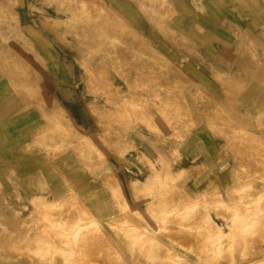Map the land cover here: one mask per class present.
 <instances>
[{
	"label": "crops",
	"instance_id": "obj_1",
	"mask_svg": "<svg viewBox=\"0 0 264 264\" xmlns=\"http://www.w3.org/2000/svg\"><path fill=\"white\" fill-rule=\"evenodd\" d=\"M231 28L245 38L264 39V0H0V232L6 231L0 254L2 249L19 254L3 253L0 264H150L140 250L129 251L120 243L127 240L128 219L142 233L195 260L194 253L159 235L164 226L150 217V207L169 205L177 192L188 202L198 199L211 184L226 205L236 195L256 194L233 191L227 175L213 174L217 165L209 132L196 131L197 142L179 146L177 165L189 170L198 156L208 172L183 177L177 192L161 197L168 198L165 204L156 196L139 195L129 183L147 181L150 170L142 156L153 163L166 161L175 148L169 141L174 133L157 106L160 98L183 99L191 115L195 88L214 102L229 104L227 88L244 87L236 102H264V46L241 47ZM245 55L263 58L253 63ZM160 71L163 78L154 74ZM137 85L155 99L147 104L133 100ZM107 90L118 103L127 99V109L139 111H117ZM55 100L63 115L55 114ZM116 112L126 120L120 127L114 124ZM116 129L125 134L124 143L135 146L123 160L102 143L101 136L115 140ZM75 131L104 153L102 165L81 163L69 145L68 135ZM132 162L137 166H128ZM108 171L119 179L121 193L107 185ZM126 209L129 214L123 213ZM211 217L217 227L212 234L229 232ZM94 221L100 236L92 232ZM116 225L123 230L120 236Z\"/></svg>",
	"mask_w": 264,
	"mask_h": 264
},
{
	"label": "rangeland",
	"instance_id": "obj_2",
	"mask_svg": "<svg viewBox=\"0 0 264 264\" xmlns=\"http://www.w3.org/2000/svg\"><path fill=\"white\" fill-rule=\"evenodd\" d=\"M226 30L225 32H227ZM239 30L238 28H231L230 32H233L236 37L241 38L236 39H239L240 44L244 45L241 47L264 46L263 38L259 41L248 39L245 38L243 32ZM225 41L229 43L232 39H226ZM245 56L249 57L253 63L263 58L261 55L260 58L257 55ZM101 69L104 70L103 68ZM154 74L163 78L161 71L154 72ZM141 76L142 74L139 73L137 78H141ZM153 77L154 76L151 75L149 78L152 79ZM133 89L135 93L133 100L138 98L147 104L149 101L155 99V95L147 96L146 93L142 94V89H140L138 85ZM227 89L228 97L231 102L229 104H220L212 101L211 96L207 95L200 88H195L196 100L192 103L195 107L192 115L189 113L188 104L185 103L183 99L181 101L177 100V102H172L169 99L160 98L157 106L160 109L163 120L174 133L171 138H169V141L175 144V148L168 152L166 161L163 158H159V160L153 163L150 158L142 156L141 161L148 164L150 170L149 175L146 177L147 181L143 182L136 178L135 181L129 183V188L139 192L141 196H156L158 197L157 199H160L163 196L169 195V192H177V190L180 189L178 186L182 184L181 181L183 177L188 178L191 176L205 175L208 172V166L204 160L200 162L201 159H199L198 156L194 158V162L191 163L192 167L189 168V170L185 171L183 168H178V163L182 161L178 148L185 140L197 142L194 138L196 131L201 130L202 133L209 132L214 143V150L212 152L213 159L217 165V168H213V174L221 173L227 175L232 185L230 189L233 191H254L256 194L250 196L245 194L236 195V197L230 198L228 200L229 203L225 205L223 204V200L218 198V187L211 184V187L208 189L209 192L198 199L190 197L188 198V202L177 192V194L174 195L175 198H171L170 201L172 202L169 203V205L151 206L149 211L150 217L156 224L164 226V228L162 227L159 231L161 237L171 244H178L194 254L198 251L204 252L207 250L204 252L206 257L203 254L201 257L204 256L207 260L210 258L209 263L211 264H234L239 261L245 264H260L259 262H253L252 259L256 260L264 256V102L258 104L236 102L237 94H240L245 88L240 87L236 89L230 86ZM106 92L111 97V101L116 106L117 111L119 109H122L124 112L128 110L129 112L137 113L139 111V109L137 111L136 108L132 107H128L127 109L126 106H124L127 99L124 101L121 99L118 103L112 96V90H107ZM137 93L141 95L136 97ZM206 99L209 100L205 102ZM54 107L55 109H59V111H55L56 115L60 113L63 115V113H65L57 100H55ZM116 114L117 116L114 120V124L117 125L116 127H120L126 120L125 117H120L117 112ZM201 115L203 118L198 117ZM116 130L115 140H110V135L108 134L109 136H101L102 143L120 160H123L125 153L134 150L135 146L134 144L129 145L124 143L123 137L125 134L120 133L118 129ZM68 137L72 141L69 145L75 149V153L81 163L87 166L89 164L88 162H91V168L103 164L106 156L96 148L88 136L75 131L74 134L72 133L70 136L68 135ZM74 142L75 144H73ZM58 149V145L54 144L53 150ZM53 150H51L52 153H54ZM157 164H159V167ZM174 164L177 169L175 171L172 170ZM128 166L137 165L135 162H132L128 164ZM107 175V185L109 188L113 192H122L119 179L115 177L111 171H108ZM229 176L231 177L230 179ZM191 199L195 201L190 202ZM167 200L168 198H161V201ZM162 208L166 209L164 210ZM123 213L129 214L127 209L123 211ZM211 213L224 222V225H227L229 232L225 233L219 231L221 235H217L214 232L212 234L215 221L211 217ZM251 215L254 218H252ZM93 224L92 232L94 235H101L100 226H98L96 221H94ZM135 226L137 227V224L132 219H128L127 235L124 236L127 240H120V243L128 248L129 251L135 249H138V251L140 250V257L150 264H173V259L178 252L168 245L161 243L157 238L153 239V236L149 235L147 232H144L146 236L149 235V237H146L142 231H138L139 227L136 228ZM114 231L117 236H120L123 232L120 225L114 226ZM239 231L242 235L238 234ZM244 232H247V236ZM5 235L6 231L0 232L1 248L3 246L1 242L2 239H5ZM71 235V233L67 234L65 238L68 239ZM138 246H140L141 249L138 248ZM53 248L59 251V255L63 254L60 247L53 246ZM216 250L219 252L217 253ZM2 252L6 255H19L16 249H2L1 253ZM3 253L0 255H3ZM206 259L201 258V264H208Z\"/></svg>",
	"mask_w": 264,
	"mask_h": 264
},
{
	"label": "bare ground",
	"instance_id": "obj_3",
	"mask_svg": "<svg viewBox=\"0 0 264 264\" xmlns=\"http://www.w3.org/2000/svg\"><path fill=\"white\" fill-rule=\"evenodd\" d=\"M4 1V0H3ZM17 2V1H16ZM14 11V10H13ZM97 22V21H96ZM19 27V26H18ZM3 30V29H2ZM101 41V40H100ZM22 57V56H21ZM25 59V58H24ZM95 69V68H94ZM102 72V71H101ZM95 75V74H94ZM101 77V76H100ZM96 78V77H95ZM98 78H99V76H98ZM91 79V78H90ZM94 79V78H93ZM101 80V79H100ZM179 83V82H178ZM184 84V83H183ZM237 91V90H236ZM173 99V98H172ZM210 99V98H209ZM179 105V104H178ZM173 108V107H172ZM146 113V112H145ZM104 116V115H103ZM151 116V115H150ZM229 135V134H228ZM244 138V137H243ZM79 141V140H78ZM77 144V143H76ZM239 145V144H238ZM97 151V150H96ZM236 154V153H235ZM243 154V153H242ZM256 157V156H255ZM102 158V157H101ZM248 159V158H247ZM259 159H260V157H259ZM262 177V176H261ZM135 181V180H134ZM135 183V182H134ZM133 184V183H132ZM121 187V186H120ZM119 188V187H118ZM120 189V188H119ZM122 189V188H121ZM165 189V188H164ZM118 191V190H117ZM121 191V190H120ZM121 193V192H120ZM165 193V192H164ZM163 194V193H162ZM174 195V194H173ZM214 196V195H213ZM122 197V196H121ZM125 197V196H124ZM167 197H168V195H167ZM219 197V196H218ZM65 198V197H64ZM175 198V197H174ZM38 200V199H37ZM218 200V199H217ZM250 200V199H249ZM195 200L194 199H191L190 200V202H194ZM171 202V201H170ZM183 202V201H182ZM188 203V202H187ZM247 203V202H246ZM164 204H165V201H164ZM243 204V203H242ZM171 205V204H170ZM226 205V204H225ZM165 206V205H164ZM248 206V205H247ZM227 207V206H226ZM256 207V206H255ZM260 208V207H259ZM162 209H166V208H162ZM186 209H188V208H186ZM168 211V210H167ZM175 211V210H174ZM185 211V210H184ZM162 212V211H161ZM189 212V211H188ZM72 213V212H71ZM71 213H70V215H71ZM242 213V212H241ZM240 213V214H241ZM246 213V212H245ZM83 214V213H82ZM76 215V214H75ZM233 215V214H232ZM244 215V214H243ZM246 215V214H245ZM57 216V215H56ZM179 216H181V215H179ZM194 217V216H193ZM239 217V216H238ZM242 217V216H241ZM248 217V216H247ZM251 217H252V215H251ZM191 218V217H190ZM252 218H254V217H252ZM163 219V218H162ZM194 219V218H193ZM248 219V218H247ZM142 220V219H141ZM72 221V220H71ZM264 221V220H263ZM50 222V221H49ZM65 222V221H64ZM86 223V222H85ZM145 223V222H144ZM261 223V222H260ZM66 224H68V223H66ZM71 224V223H70ZM64 225V224H63ZM83 225V224H82ZM49 226V225H48ZM59 226H60V224H59ZM67 226V225H66ZM70 226V225H69ZM95 226H97V225H95ZM258 226V225H257ZM68 227V226H67ZM84 227V226H83ZM136 227V226H135ZM139 226H137L136 228H138ZM141 227V226H140ZM139 227V228H140ZM252 227V226H251ZM65 228V227H64ZM215 228V227H214ZM67 229V228H66ZM97 229V228H96ZM213 229V228H212ZM239 229H241V228H239ZM54 230V229H53ZM65 230V229H64ZM217 230V229H216ZM245 230V229H244ZM243 230V231H244ZM47 231V230H46ZM79 231V230H78ZM138 231H141V230H139L138 229ZM146 231V230H145ZM176 231V230H175ZM185 231V230H184ZM248 231V230H247ZM95 232V231H94ZM101 232V231H100ZM180 232V231H179ZM179 232H177V233H179ZM219 232V231H218ZM50 233V232H49ZM76 233V232H75ZM222 233V232H221ZM245 233V232H244ZM247 233V232H246ZM246 233H245V235H246ZM60 234V233H59ZM143 234L146 236V234L143 232ZM175 234V233H174ZM211 234V233H210ZM238 234H241L242 235V233H240V231H239V233ZM177 235V234H176ZM175 235V236H176ZM221 235V234H220ZM240 235V236H241ZM99 236V235H98ZM148 237H149V235H147ZM146 236V237H147ZM236 236V235H235ZM247 236V235H246ZM210 238V237H209ZM236 238L238 239V237L236 236ZM241 238V237H240ZM264 238V237H263ZM57 239V238H56ZM76 239V238H75ZM153 239H154V237H153ZM37 240V239H36ZM67 240V239H66ZM94 240V239H93ZM97 240V239H96ZM150 240V239H149ZM236 240V239H235ZM221 241V240H220ZM239 241H241V240H239ZM263 241V240H262ZM87 242V241H86ZM102 242V241H101ZM151 242V241H150ZM216 242V241H215ZM85 243V242H84ZM98 243V242H97ZM219 243V242H218ZM239 243V242H238ZM242 243H243V241H242ZM99 244H100V242H99ZM240 244H241V242H240ZM53 245V244H52ZM86 245V244H85ZM89 245V244H88ZM107 245V244H106ZM219 245V244H218ZM224 245V244H223ZM260 245V244H259ZM54 246V245H53ZM98 246H100V245H98ZM112 246V245H111ZM243 246V245H242ZM51 247V246H50ZM66 247V246H65ZM84 247V246H83ZM86 247V246H85ZM225 247V246H224ZM240 247V246H239ZM103 248V247H102ZM218 248V247H217ZM40 249H42V248H40ZM44 249V248H43ZM82 249V248H81ZM209 249V248H208ZM240 249V248H239ZM62 250V249H61ZM75 250V249H74ZM77 250V249H76ZM205 250V249H204ZM203 250V251H204ZM210 250V249H209ZM214 250V249H213ZM113 251V250H112ZM205 251H207V250H205ZM204 251V252H205ZM211 251V250H210ZM217 251V253L219 252L218 250H216ZM235 251V250H234ZM191 252V251H190ZM204 252H201V251H198V252H195V256H196V258H195V260H191V259H188V258H186L183 254H181V253H177V255H175L176 257H174V259H173V264H198L199 263V261L201 260V258H203V259H206L205 257V253ZM215 252V251H214ZM214 252H213V254H214ZM237 252V251H236ZM116 253V252H115ZM216 253V252H215ZM38 254V253H37ZM202 254L205 256H203V257H201L202 256ZM243 254V253H242ZM93 255V254H92ZM104 255V254H103ZM212 255V254H211ZM220 255V254H219ZM222 255V254H221ZM117 256V255H116ZM212 256H215V255H212ZM80 257V256H79ZM201 257V258H200ZM218 257V256H217ZM262 257V256H261ZM261 257H259V259H253L252 261L253 262H259L260 264H264V256H263V258H261ZM101 258V257H100ZM121 258V257H120ZM152 258V257H151ZM155 258V257H154ZM162 258V257H161ZM43 259V258H42ZM45 259H47V258H45ZM118 259V258H117ZM165 259V258H164ZM209 260H210V258H208ZM213 259H214V257H213ZM52 260V259H51ZM152 260H154V259H152ZM158 260H159V257H158ZM207 260V259H206ZM206 260H204V261H206ZM209 260H207V262L209 263ZM212 260V259H211ZM38 261H39V259H38ZM43 261V260H42ZM46 261V260H45ZM119 261V260H118ZM121 261V260H120ZM215 261V260H214ZM219 261V260H218ZM64 262V261H63ZM127 262V261H126ZM206 262V263H207ZM212 262V261H211ZM202 263V261H200V263L199 264H201ZM205 263V262H204ZM66 264V263H65ZM113 264V263H112ZM154 264V263H153ZM156 264V263H155Z\"/></svg>",
	"mask_w": 264,
	"mask_h": 264
}]
</instances>
